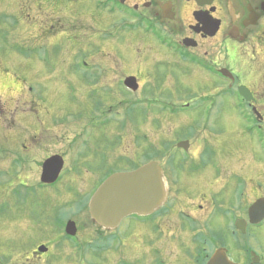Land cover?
Instances as JSON below:
<instances>
[{
  "label": "flooded vegetation",
  "instance_id": "flooded-vegetation-1",
  "mask_svg": "<svg viewBox=\"0 0 264 264\" xmlns=\"http://www.w3.org/2000/svg\"><path fill=\"white\" fill-rule=\"evenodd\" d=\"M4 3L2 11L8 12L0 14L1 18L11 15V26H23L26 29L21 32L23 40L28 39L26 43L34 47L52 40L74 37L80 40L83 38L78 31L91 29L93 34L87 40L101 39L100 45L106 50L116 47L122 61L132 70L120 76L119 85L131 95L127 105L150 98L145 96L147 90H143L149 72L169 65L185 74L181 82L188 83L191 75L198 76L205 87L200 92L204 96L192 111L207 109L209 120L214 116L217 122L219 112L230 109L233 139L242 137L236 138L232 148L225 143L227 150H222L215 141L209 143L208 138L201 150H190L193 136L204 131L201 128L196 131L197 125L193 124L199 122L189 119L192 103L173 108L174 116L188 118L181 120L176 130L172 128L181 131L184 139L158 149L154 137L146 156L139 149L133 158H128L122 149L124 153L108 157L97 168L91 167L103 174L98 188L111 175L132 173L156 162L167 186L165 204L150 216H129L113 230L99 228L102 251L93 246L100 242L84 246L79 241L80 227L72 219L76 217L67 218L65 225L71 220L76 223L77 240L81 244L77 248L72 246L74 250L92 258L110 255L107 264H112L113 257L114 264H209L218 253L225 259L220 264H264V0H7ZM27 11H32L33 17ZM44 37L46 41L40 44ZM136 52L143 54L137 56ZM122 61L111 58L114 69ZM34 63L40 71L39 64L45 65V60ZM143 66L149 71L142 70ZM128 78H135L137 90L125 87ZM109 79L106 77L104 81ZM164 120L152 121L153 127L157 130ZM186 120L192 124L189 133L184 130ZM13 135L9 137L15 148L22 146L24 150L17 162L28 164L25 157L28 147L17 134ZM128 136L125 135V143ZM184 141L189 142V150L178 148ZM16 150L9 151V158L14 157ZM69 151L74 154L71 162L59 154L47 155L41 164V174L43 165L56 157L60 158L62 170L54 185L39 184L57 187L63 177L71 176L66 196L70 195L72 206H82L75 211L77 216L86 211L90 198L75 189L72 176L83 175L75 165H81V161L89 163L91 159L80 154L76 147ZM15 163L13 158L12 164ZM72 167L74 172H70ZM89 175L94 177L91 186L96 176ZM118 231L126 236L124 242L118 243ZM131 249L136 251L134 257L129 255ZM36 251L32 260L41 261L45 254ZM0 264H4L3 260Z\"/></svg>",
  "mask_w": 264,
  "mask_h": 264
},
{
  "label": "rangeland",
  "instance_id": "rangeland-1",
  "mask_svg": "<svg viewBox=\"0 0 264 264\" xmlns=\"http://www.w3.org/2000/svg\"><path fill=\"white\" fill-rule=\"evenodd\" d=\"M6 1L0 0V14L8 12L2 11ZM27 12L33 17L32 11ZM2 16L4 17L2 19L0 16V260H3L4 264H83L78 263L81 259L85 261L84 264H107L110 255L103 258L101 254L92 258L75 251L72 247L73 240L71 243L62 242L60 218H64L65 215L69 217L70 210L74 209V206L68 205L70 195L66 196L71 176L65 175L66 178L63 177L57 187H41L39 184L41 164L47 155L59 154L71 162L74 154L69 150L76 147L80 154L89 157L91 159L89 163L81 161V165L75 166L77 170L80 169L81 174L88 172L94 174L96 176L94 183L90 186L94 177L89 174L72 178L73 186L79 193L91 195L103 175L94 172L91 167L97 168L108 157L124 153L122 149L126 150L128 158H133L139 149L141 154L144 153L146 156L145 152L154 142V137L158 140L156 143L158 149L184 139L181 131L173 129L181 120L188 118L174 116L173 108L192 103L188 113L189 119L199 122L193 124L194 127L197 125L196 131L200 128L204 131L196 132L193 136L190 150H201L207 142L206 138L209 143L215 141L222 150H227L225 143H229V148H232L236 138H242L237 136L233 139L232 111L223 109L219 112L217 122H214V116L209 120L207 109L192 111L194 104L204 96L200 93L205 89L204 84L194 75L189 77L188 83L183 80L181 82L180 78L184 79L185 74L179 73L169 65L149 72V78H145V85L141 84L143 90H147L145 96H150L147 101L127 105L126 102L131 99V95L119 85L120 76L128 75L132 70L122 61L121 52L116 47L110 46L106 50L100 45L103 43L101 39L87 40L94 29L78 31L83 38L80 40L74 37L62 41H46L44 37L45 40L42 39L40 44L46 42L34 47L31 43H26L28 39L23 40L21 32H26L23 26L13 28L10 24L11 15ZM6 16H9L8 20L5 19ZM31 31L29 27L28 32ZM83 31L85 35L82 34ZM78 33L76 34L79 36ZM34 41L39 43L38 40ZM142 54L143 52L135 53L137 56ZM113 56L123 63L118 65L117 69L113 67L115 64H111ZM23 59L27 61L24 62ZM36 60H45V65L44 62L42 65L38 63L42 67L40 71L36 70L34 63ZM147 68L143 66L142 70ZM106 77L110 79L105 82ZM15 114L20 117H15ZM156 116L160 121L166 119L157 130L152 125V121H157ZM200 121L203 124H200ZM183 124L184 130L189 133L192 124L189 120ZM11 134H17L28 147L25 156L28 164L17 162L22 158L24 150L22 146L20 149L15 148L13 139L9 137ZM126 134L129 136L125 143ZM33 138H38L41 142H35ZM48 142L49 146L40 147ZM13 150H16V154L9 158L8 153ZM13 158L15 164H12ZM73 170L72 167L70 172H74ZM75 211V209L72 211L70 218L76 217L72 219L77 221L80 227L79 241L84 242V246L87 243H103L98 235V228L90 222L88 213L84 211L76 216ZM116 237L118 243L126 239L121 231L117 232ZM40 245L48 246L50 251L41 261L36 262L35 259L32 260V254ZM135 252L133 249L129 250L130 257H134ZM114 259V257L110 259L112 264L115 263Z\"/></svg>",
  "mask_w": 264,
  "mask_h": 264
},
{
  "label": "water",
  "instance_id": "water-1",
  "mask_svg": "<svg viewBox=\"0 0 264 264\" xmlns=\"http://www.w3.org/2000/svg\"><path fill=\"white\" fill-rule=\"evenodd\" d=\"M125 85L137 90L134 78L126 80ZM247 97L246 93H242ZM179 147L188 149V143ZM62 170L60 158H52L43 166L42 182L55 183ZM166 199V183L161 168L157 163H149L133 173H120L106 180L92 197L89 209L92 220L103 229H115L120 222L130 215H149L158 209ZM260 207V206H259ZM67 233L75 236L76 225L68 223ZM40 252L47 249L41 247ZM225 263L221 254L214 256L209 264Z\"/></svg>",
  "mask_w": 264,
  "mask_h": 264
},
{
  "label": "trees",
  "instance_id": "trees-1",
  "mask_svg": "<svg viewBox=\"0 0 264 264\" xmlns=\"http://www.w3.org/2000/svg\"><path fill=\"white\" fill-rule=\"evenodd\" d=\"M82 207L80 206V209H81Z\"/></svg>",
  "mask_w": 264,
  "mask_h": 264
}]
</instances>
